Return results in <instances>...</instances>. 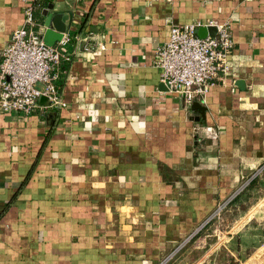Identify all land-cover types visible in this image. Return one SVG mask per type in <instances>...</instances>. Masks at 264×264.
<instances>
[{"label":"crops","instance_id":"obj_1","mask_svg":"<svg viewBox=\"0 0 264 264\" xmlns=\"http://www.w3.org/2000/svg\"><path fill=\"white\" fill-rule=\"evenodd\" d=\"M34 1L0 0V51ZM49 8L105 50L60 67L66 108L0 113V264H160L264 168V0H45L35 31ZM168 19L230 24L228 69L188 109L153 65Z\"/></svg>","mask_w":264,"mask_h":264},{"label":"built area","instance_id":"obj_2","mask_svg":"<svg viewBox=\"0 0 264 264\" xmlns=\"http://www.w3.org/2000/svg\"><path fill=\"white\" fill-rule=\"evenodd\" d=\"M44 1L35 0L24 8L23 26L12 32L0 51V113L28 115L36 108L40 97L46 99V108H66L58 89L60 67L71 62L80 46L84 52L105 50L101 44L97 47L89 45L90 35L70 37L67 32L53 46L45 45L42 41L45 28L35 31L38 26L35 13L42 8ZM166 24L169 25V38L156 47L153 65L166 92L178 97L184 109H188L196 98L204 101L209 88L221 81L228 69L227 57L234 45L230 24L211 20L176 24L171 19L166 20ZM201 27L214 28V35L199 38L196 30ZM71 44L73 48L68 49ZM202 130L210 139L216 138L211 127H203ZM232 198L219 204L187 241L214 219Z\"/></svg>","mask_w":264,"mask_h":264},{"label":"rangeland","instance_id":"obj_3","mask_svg":"<svg viewBox=\"0 0 264 264\" xmlns=\"http://www.w3.org/2000/svg\"><path fill=\"white\" fill-rule=\"evenodd\" d=\"M252 179L260 181L247 190ZM240 193L244 195L239 202L224 205L181 248L168 253L162 264H264V168L246 176L230 197Z\"/></svg>","mask_w":264,"mask_h":264},{"label":"water","instance_id":"obj_4","mask_svg":"<svg viewBox=\"0 0 264 264\" xmlns=\"http://www.w3.org/2000/svg\"><path fill=\"white\" fill-rule=\"evenodd\" d=\"M42 15L45 17L44 34L42 36V41L47 46H53L58 42L63 33L67 32L68 27L72 22V14L70 12L58 13L53 12L51 8L44 10ZM214 28H198L196 30V35L199 38H205L207 34L210 36L214 35Z\"/></svg>","mask_w":264,"mask_h":264},{"label":"trees","instance_id":"obj_5","mask_svg":"<svg viewBox=\"0 0 264 264\" xmlns=\"http://www.w3.org/2000/svg\"><path fill=\"white\" fill-rule=\"evenodd\" d=\"M259 179H252L249 184L247 185V190L252 189L255 185H257L259 183ZM242 193L236 195L234 198L231 199V201L227 204V207H230L232 205H235L237 202L240 201V199L242 198V196L244 195V193L241 195Z\"/></svg>","mask_w":264,"mask_h":264}]
</instances>
